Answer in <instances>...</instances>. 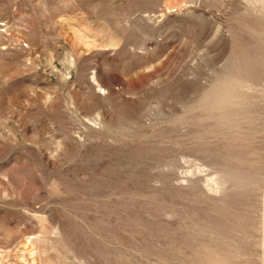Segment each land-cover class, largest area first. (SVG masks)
I'll return each instance as SVG.
<instances>
[{"label": "rangeland", "instance_id": "rangeland-1", "mask_svg": "<svg viewBox=\"0 0 264 264\" xmlns=\"http://www.w3.org/2000/svg\"><path fill=\"white\" fill-rule=\"evenodd\" d=\"M0 264H264V0H0Z\"/></svg>", "mask_w": 264, "mask_h": 264}]
</instances>
